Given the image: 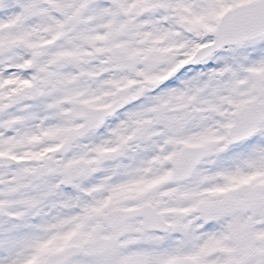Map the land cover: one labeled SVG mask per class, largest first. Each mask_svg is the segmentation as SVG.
Here are the masks:
<instances>
[{"label":"snow or ice","instance_id":"snow-or-ice-1","mask_svg":"<svg viewBox=\"0 0 264 264\" xmlns=\"http://www.w3.org/2000/svg\"><path fill=\"white\" fill-rule=\"evenodd\" d=\"M0 264H264V0H0Z\"/></svg>","mask_w":264,"mask_h":264}]
</instances>
